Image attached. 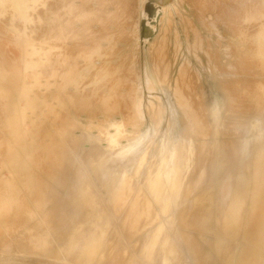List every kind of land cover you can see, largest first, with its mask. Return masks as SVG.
<instances>
[{"label":"rangeland","instance_id":"1","mask_svg":"<svg viewBox=\"0 0 264 264\" xmlns=\"http://www.w3.org/2000/svg\"><path fill=\"white\" fill-rule=\"evenodd\" d=\"M164 1L151 23L155 37L142 43L147 0H0V264H162L164 254L151 262L146 254L155 236L160 252L174 232L185 244L175 242L182 256L170 252L166 264H217L216 244L231 242L226 220L228 235L240 231L235 259L250 249V217L237 227L230 203L238 188L251 204L255 159L264 153V0ZM178 83L197 114L194 158ZM95 111L120 118L106 136L102 125L85 127L75 152L97 203L87 216L72 199L73 176L66 170L61 179V164L35 148L54 136L63 112L65 123L86 125L101 122ZM176 153L166 183L162 163ZM97 161L101 176L93 178ZM70 221L81 223L77 237L91 238L83 262L78 249L64 261ZM255 259L264 264V252Z\"/></svg>","mask_w":264,"mask_h":264},{"label":"bare ground","instance_id":"2","mask_svg":"<svg viewBox=\"0 0 264 264\" xmlns=\"http://www.w3.org/2000/svg\"><path fill=\"white\" fill-rule=\"evenodd\" d=\"M163 1L164 0H147V2L145 4L146 5V11H145V14L146 15H145V18L147 16L148 19L142 20L143 21L142 24L145 25L144 26L145 27V36H143L141 38L142 43H145L143 41L150 40V38L152 36H154L155 32L152 30V28H155V27L152 26V24H153V21H157L158 15H159L158 14L159 10L162 9V8H164L166 6V4H165L166 1H164V3H163ZM152 4H153V6H152ZM151 13H154V15H152V17H150L151 16L150 15ZM142 31H143V28H142ZM5 50L6 49H4V51ZM68 53H70V51L69 52L67 51V54ZM71 53H74V52H71ZM3 55H4V53H3ZM60 73H62V72H60ZM186 78H187L186 75H183L182 78H181L182 83L184 85H185L184 82H185ZM179 84H181V83H178L176 95L178 97L177 99L179 101L180 109L185 114V119L187 121V125H186L187 126V131H188V134L190 135L189 136L190 137V140L189 141H190V145H191L190 147H192L191 148L192 151H195V153H193V158H194V156H195L196 152H198V149L199 148L196 147V144H195V142L193 140V137H192L190 131L193 129V126L197 123V114H195V107L191 105V101L189 99V96H187V94L185 93V91H183L184 89H182V84H181V87L179 86ZM184 88H186V87H184ZM55 89H56V87H55ZM68 96H69V98L71 97L70 95H68ZM64 98H65V96H64ZM65 99H63V97H61L60 98V101L58 103L59 104V107H61L63 110H65V107H67V102L65 101ZM116 101H115V103H116ZM74 104H76V103H72L71 102L70 105H73L74 106ZM128 109H129V107L126 106L122 110V113H120V116L123 113L129 114L130 112H128L129 111ZM104 112H105V110H104ZM104 112H102V111L101 112L100 111H98V112L97 111H95V112H89V114H92L91 117L93 116V118L94 117H98L97 114L98 115L100 114V116L104 114L105 117L104 116H101V119H102L101 122H97V123H94V122H92V121L89 120L90 122H88L86 125L83 124V123H81L76 118H72L73 121H74V124L73 125L70 124V123H68V124L65 123L64 122V119L66 118L65 116L68 115V113L67 112H63V114H62V112H61L62 117L60 118V121H61L60 126L55 129L54 136L53 135L51 136L52 139L53 138L55 139V142H53L52 139H51V137H50V140L47 139L48 140L47 143L46 144L44 143L45 145L44 144L41 145L43 148L40 145H38L37 148H35L36 149L35 151L37 153H39V155L41 157H44L45 154L47 155L45 158H42V159H45L44 160L45 162H49V164L52 165V166L53 165L54 166H57V162H59L61 164V167L62 168L60 170V174L57 173L58 175H61V179L66 180V173H65L66 170H68V173H70L73 176L74 182H72V187L70 188L71 193H72V199L75 200V201L82 202V204L84 205V207L87 210V212H86V215L87 216H94L95 215V213H96L95 210L97 208V203H95V201L93 199V196H92V193H91V187H92V185L88 181V179H89L88 177L89 176L87 175V172H84V169H83L84 167H82V161H80V159H79V160H76V162H75V158H77V154L75 152H76V150L78 148V145H80V144L82 145L83 142H84V138L83 137H84V128L85 127H89L88 129H91V130H93V128H95L96 130H99V132H100L101 131L100 126L102 125V127L103 128H106V131H107L105 133V136L107 134H109V132L111 130H113V123L115 122L114 119L117 120V119L120 118V116L118 118H113L111 115H109V113H104ZM108 112H110V111L108 110ZM59 114H60V112H59ZM110 114L113 115V113H110ZM137 116H138V118H141V115H139L138 112H137ZM160 119H162V118H160ZM74 127H78V128H80V129L83 130L80 133L79 136L74 135ZM100 134L103 135V133H100ZM257 139L259 140V142H264V132H263V129H262V125L261 124H260L259 129H258ZM42 149L45 151V154L43 153L44 154L43 156L40 153L42 151ZM210 155L211 156L209 158V164H210V167H211V172H212L213 176L215 177L217 166L215 164H213L214 159H215L214 152H211ZM179 157H178V154L176 153V156L175 157H170V158L166 159V162L162 163V165L164 167L163 168L164 169L163 174L165 176H167L166 183H168L170 181L169 180L170 174H173L174 175V171L176 170L175 168L177 167V164L179 163V161H178V158ZM179 160H180V158H179ZM225 160H226V158H225ZM225 160L222 161V163L224 165H225V162H226ZM255 164L259 165L260 167L257 170H253V176L255 177V179H253L254 188L252 190V194L250 195L251 196V204H250V202L248 201V198H247L248 192L247 193L244 192V195H242V190H241V196H240L239 195L240 192H237V191H239L238 188H235V191H236V193H238V195L237 196L235 195L233 197V200L230 203L232 205L231 206V209H233L234 212H235V214H236L235 215L233 212H232L233 214L231 213V215H232L231 220H233V222L236 221L237 227H239V226L242 225L243 219L246 220V218H248L247 217L248 215L250 217L249 220L247 219L248 220L247 226L250 227V230L249 231H245V237H244V239H246L247 241H249L251 243L250 249L244 250L241 253V255L238 258V260L235 259V256L237 255L236 254V249H235L236 246H237V244L235 245V243H232V241H234V240L237 239V237L240 234L239 233L240 231L239 232L238 231H235V233H229V235H228V221L226 220V226H227L226 228H227V231H226V235L225 236H227L228 239L231 242L228 243V241H227L226 243L223 244V241H221L218 244H216V246H215V249L216 250H213L212 254H214V253L217 254L219 263L215 260L214 256L212 258L215 261V263H217V264H255V261H257L255 259V252L256 253L264 252V244H263V241H264V153H258V155L256 156V159H255ZM93 165L95 166V171H94V173L91 172L92 177L94 178L95 173H96V175H98L100 177L101 176V174H100L101 172L99 173V167H100L99 161L95 162ZM162 165H161V167H162ZM161 167H160L159 170H161ZM159 173H160V171H159ZM159 173L158 174H155V176L151 179V182L152 183L158 182L156 180V177H157V175H159ZM102 178H103V180H106V177H102ZM113 178H115V175H113ZM59 179H60V177H59ZM54 187H56V186H54ZM23 191H24V189H23ZM56 194H57V192H56ZM52 200H53V198H52ZM54 204L55 205H52V207L50 209V212L53 215V219H55L56 210L58 209V206H59V203H55L54 202ZM66 210H67V208H66ZM236 217L238 218L237 220H236ZM76 219H78V218H76ZM61 220H63V219H61ZM171 220H175L174 216L171 217L170 221ZM73 221H75V220H73ZM64 222H66V221H64ZM243 223H245V222H243ZM80 225H81L80 222L79 223L77 222L75 224L74 222L70 221V228L71 229H69L68 231L66 230V231L63 232L64 233V236L67 238V248L66 249H62L63 252L66 253V254H64V261L65 262L68 260L67 259V257H68L67 254L68 253L75 252L76 249H78V251H79L78 255H76V257L78 258L77 261H79V262H83V260H82L83 258L82 257L85 254L88 253L87 252V246L91 242V238H86V236L85 237L84 236L80 237L79 235H78V237L76 236V234H77L76 232L78 230L80 231V229L82 228V227H80ZM160 232L163 234L162 231H160ZM166 236H167V238H165L164 239V242H163V244L164 243L165 244H164V246L162 245L163 247H161V251L160 252H158V249L156 250V243H157L156 241L159 240V239H157V236H155V238L152 240L153 245H150V249H149L148 253L146 254V259L148 261H150V262L153 261L154 258L157 257L158 254H159V257L162 254H164V257L165 258H163L161 260L163 262L162 264L169 263L168 260H169V253L170 252H174V255L176 257L181 258V256H182L181 250L178 249V248L174 249L173 245L175 244V242L181 241L183 243V246H184L185 241H183V238L180 237V235L177 234V233H175V232H174L175 239H172V238L169 239L168 238L169 235H166ZM81 241H83V244L82 245L80 244ZM160 241H161V239H160ZM15 245L16 246H18V245L21 246L17 242L15 243ZM22 248L23 249H26L24 246ZM190 251H191L190 256L192 258V262H196L197 254L194 251H192V250H190ZM228 253H229V255H228ZM143 255H144V252H143ZM162 256H161V258H162ZM144 259H145V257H144Z\"/></svg>","mask_w":264,"mask_h":264},{"label":"water","instance_id":"3","mask_svg":"<svg viewBox=\"0 0 264 264\" xmlns=\"http://www.w3.org/2000/svg\"><path fill=\"white\" fill-rule=\"evenodd\" d=\"M153 6V4H152ZM154 8V7H153ZM151 15V16H150ZM149 16L152 17V15H154V13H151ZM145 25H143V33H142V37L145 36Z\"/></svg>","mask_w":264,"mask_h":264}]
</instances>
